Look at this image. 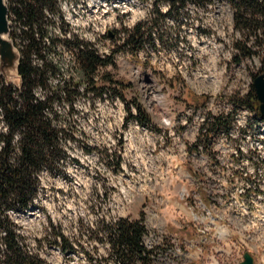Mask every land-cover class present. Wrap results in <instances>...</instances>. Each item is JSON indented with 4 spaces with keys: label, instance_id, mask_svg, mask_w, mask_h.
<instances>
[{
    "label": "rangeland",
    "instance_id": "374dc122",
    "mask_svg": "<svg viewBox=\"0 0 264 264\" xmlns=\"http://www.w3.org/2000/svg\"><path fill=\"white\" fill-rule=\"evenodd\" d=\"M207 1L174 19L166 4L156 14L152 0H57L45 24L61 40L47 53L60 62L61 79L78 76L66 42L77 36L114 62L96 74L102 97L79 96L72 114L69 101L58 106L75 137L65 175L42 172L34 210L11 213L27 249L46 264H118L104 235L121 218L145 224L153 251L145 264H239L246 252L264 264V119L242 104L264 71L263 55L241 57L236 42L246 37L232 6ZM61 14L79 30L68 36ZM10 20L22 45L21 26ZM139 22L153 26L154 41L133 52L124 41ZM190 92L205 103L196 108ZM140 102L152 120L126 122ZM219 115L224 123L215 127ZM58 232L75 250L56 243Z\"/></svg>",
    "mask_w": 264,
    "mask_h": 264
},
{
    "label": "trees",
    "instance_id": "16d2710c",
    "mask_svg": "<svg viewBox=\"0 0 264 264\" xmlns=\"http://www.w3.org/2000/svg\"><path fill=\"white\" fill-rule=\"evenodd\" d=\"M226 1L232 6L235 28L246 37L244 42H236L241 57L263 55L264 64V0ZM207 2L152 0L151 5L159 15L163 14L161 5H168V14L177 19L188 4L206 6ZM56 3L57 0H9L10 15L16 16L21 26L19 37L23 44L16 41V34L11 33V38L22 56L19 65L22 84L8 85L3 76L0 77V231L3 232L0 236V264H46L39 255L27 249L25 237L19 232L11 213L25 212L35 205L42 172L65 175L64 161L70 156L67 144L75 137L64 126L58 106L69 101V113L72 114L79 96L98 90L97 96L102 97L105 86L98 84L96 74L100 67L114 62L113 53L101 54L96 47L77 36L74 42H66L76 52L77 67L74 70L78 76L61 79L60 62L47 55L57 49L61 41L50 32V25L45 24L52 20L49 18L51 13L56 15ZM152 29L153 26L148 27L146 22L137 23L127 32L124 44L136 52L146 41L153 43ZM250 39L251 43L248 42ZM236 59L241 61L240 57ZM103 78L108 82L112 80L106 76ZM188 96L196 108L205 103L206 96L191 92ZM242 104L260 113L254 90ZM136 109L137 113H134L128 107L126 122L130 119L142 123L152 120L141 102L136 103ZM223 120L224 116L219 115L212 125L217 127L224 123ZM146 231L142 219L121 218L108 225L104 236L111 245L112 258L115 257L118 264H145L153 252L144 243ZM56 237L59 239L56 243H65L64 251L75 250L63 233L58 232Z\"/></svg>",
    "mask_w": 264,
    "mask_h": 264
},
{
    "label": "water",
    "instance_id": "95a60500",
    "mask_svg": "<svg viewBox=\"0 0 264 264\" xmlns=\"http://www.w3.org/2000/svg\"><path fill=\"white\" fill-rule=\"evenodd\" d=\"M9 15V0H0V77L3 76L8 85L21 86L19 65L22 56L15 41L10 37L12 21ZM109 36H113L111 30ZM254 86L260 102L259 110L264 115V71L255 77ZM244 257L239 264H254V257L250 252H246Z\"/></svg>",
    "mask_w": 264,
    "mask_h": 264
},
{
    "label": "built area",
    "instance_id": "2783aa9c",
    "mask_svg": "<svg viewBox=\"0 0 264 264\" xmlns=\"http://www.w3.org/2000/svg\"><path fill=\"white\" fill-rule=\"evenodd\" d=\"M46 12H48L47 10H46ZM49 13V12H48ZM60 23H63V24H68V26L73 30V31H70L69 32V34H68V36H70L71 34H72V32H76V31H78L79 30V28H75V24H74V22H73V19H70V20H61L60 21ZM90 25H89V30H92V29H94V27H95V24L93 23V21H92V19L90 18V23H89ZM68 26H66V28H62V30H64V31H66L67 29H68ZM74 38V37H73ZM248 187V189H250V188H254L252 185H250V186H247ZM261 196V195H260Z\"/></svg>",
    "mask_w": 264,
    "mask_h": 264
},
{
    "label": "bare ground",
    "instance_id": "6f19581e",
    "mask_svg": "<svg viewBox=\"0 0 264 264\" xmlns=\"http://www.w3.org/2000/svg\"><path fill=\"white\" fill-rule=\"evenodd\" d=\"M60 17H61L63 20H64V19H65V20H70V19H71V16H70V17H65V16H63L62 14H61ZM76 25H77V24H76ZM61 31H62V29H61ZM261 118H262V120L264 119V117H262V116H261ZM33 207H34V206H32V207L30 208V210H31V209L34 210ZM30 210H28V211H30Z\"/></svg>",
    "mask_w": 264,
    "mask_h": 264
}]
</instances>
